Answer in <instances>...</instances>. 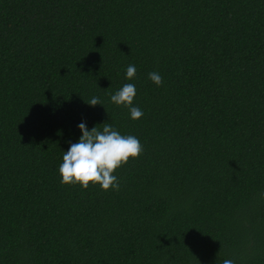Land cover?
<instances>
[{
  "label": "trees",
  "instance_id": "1",
  "mask_svg": "<svg viewBox=\"0 0 264 264\" xmlns=\"http://www.w3.org/2000/svg\"><path fill=\"white\" fill-rule=\"evenodd\" d=\"M82 122L143 146L118 191L61 185ZM225 259L264 264V0H0V264Z\"/></svg>",
  "mask_w": 264,
  "mask_h": 264
},
{
  "label": "clouds",
  "instance_id": "2",
  "mask_svg": "<svg viewBox=\"0 0 264 264\" xmlns=\"http://www.w3.org/2000/svg\"><path fill=\"white\" fill-rule=\"evenodd\" d=\"M136 68L129 65L126 69V79L135 77ZM157 86L163 83L162 76L157 72L149 73L148 77ZM136 95L135 85L127 83L115 94L111 95V102L117 106L129 109L133 120L143 116L139 107L132 106ZM91 106L103 105L98 97L86 101ZM82 135L78 142L71 143L63 154L59 166L61 185H80L87 189L89 185H99L104 191L119 190L120 184L114 172L128 163L130 158H138L143 152V146L138 138L132 135H122L111 124L104 123L102 130L94 126L91 130L85 123L78 125ZM223 264H234V261L225 259Z\"/></svg>",
  "mask_w": 264,
  "mask_h": 264
}]
</instances>
